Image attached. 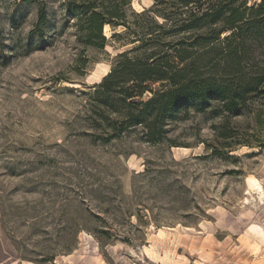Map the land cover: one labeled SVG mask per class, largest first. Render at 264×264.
Masks as SVG:
<instances>
[{
    "label": "rangeland",
    "instance_id": "rangeland-1",
    "mask_svg": "<svg viewBox=\"0 0 264 264\" xmlns=\"http://www.w3.org/2000/svg\"><path fill=\"white\" fill-rule=\"evenodd\" d=\"M217 1L0 0V264H264V116L190 106L151 142L95 97L135 33L175 62L194 39L173 30ZM89 2L127 22L103 49L68 7Z\"/></svg>",
    "mask_w": 264,
    "mask_h": 264
},
{
    "label": "trees",
    "instance_id": "trees-1",
    "mask_svg": "<svg viewBox=\"0 0 264 264\" xmlns=\"http://www.w3.org/2000/svg\"><path fill=\"white\" fill-rule=\"evenodd\" d=\"M71 5L69 10L86 29L88 45L105 48L106 25L128 27L122 14L111 6L97 9L89 2L76 12ZM195 13L186 26L173 30L188 27L194 40L181 37L166 42L173 47L175 62L161 55V34L149 28L143 35L135 33L143 41L140 46L117 55L116 63L95 89L101 106L112 100L125 106L119 128L114 127L143 126L149 141L160 142L165 120L190 106L234 117L253 112L256 119L264 116V0L252 6L248 0L217 1L199 16ZM157 27L165 29L160 24ZM227 31L231 34L222 38ZM117 36L120 33L112 35ZM156 82L161 85L154 90ZM148 91L152 96L144 99Z\"/></svg>",
    "mask_w": 264,
    "mask_h": 264
},
{
    "label": "bare ground",
    "instance_id": "bare-ground-1",
    "mask_svg": "<svg viewBox=\"0 0 264 264\" xmlns=\"http://www.w3.org/2000/svg\"><path fill=\"white\" fill-rule=\"evenodd\" d=\"M256 188L259 189V190L262 191V192L264 191V190L262 189L261 185H259V184L256 185ZM253 228L255 229V226H254Z\"/></svg>",
    "mask_w": 264,
    "mask_h": 264
}]
</instances>
